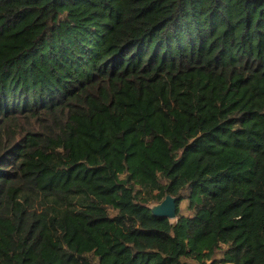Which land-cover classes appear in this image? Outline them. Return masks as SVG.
Here are the masks:
<instances>
[{"label": "trees", "instance_id": "trees-1", "mask_svg": "<svg viewBox=\"0 0 264 264\" xmlns=\"http://www.w3.org/2000/svg\"><path fill=\"white\" fill-rule=\"evenodd\" d=\"M221 263L264 264V0H0V264Z\"/></svg>", "mask_w": 264, "mask_h": 264}, {"label": "water", "instance_id": "water-1", "mask_svg": "<svg viewBox=\"0 0 264 264\" xmlns=\"http://www.w3.org/2000/svg\"><path fill=\"white\" fill-rule=\"evenodd\" d=\"M151 209L154 214L168 217V218H176L177 216V205H176V197L167 194L166 197L159 203H155L151 205Z\"/></svg>", "mask_w": 264, "mask_h": 264}, {"label": "rangeland", "instance_id": "rangeland-1", "mask_svg": "<svg viewBox=\"0 0 264 264\" xmlns=\"http://www.w3.org/2000/svg\"><path fill=\"white\" fill-rule=\"evenodd\" d=\"M155 204V203H154ZM221 264H233V263H221Z\"/></svg>", "mask_w": 264, "mask_h": 264}]
</instances>
